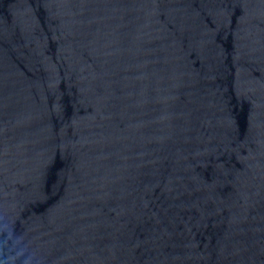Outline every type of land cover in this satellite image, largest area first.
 Returning a JSON list of instances; mask_svg holds the SVG:
<instances>
[{"label": "water", "instance_id": "water-1", "mask_svg": "<svg viewBox=\"0 0 264 264\" xmlns=\"http://www.w3.org/2000/svg\"><path fill=\"white\" fill-rule=\"evenodd\" d=\"M0 264H264V0H0Z\"/></svg>", "mask_w": 264, "mask_h": 264}]
</instances>
